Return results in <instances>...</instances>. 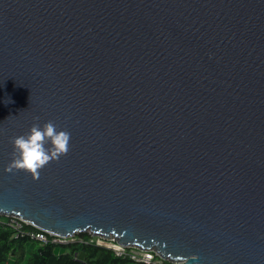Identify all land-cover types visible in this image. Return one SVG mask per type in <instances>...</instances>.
Returning <instances> with one entry per match:
<instances>
[{
  "label": "water",
  "instance_id": "obj_1",
  "mask_svg": "<svg viewBox=\"0 0 264 264\" xmlns=\"http://www.w3.org/2000/svg\"><path fill=\"white\" fill-rule=\"evenodd\" d=\"M49 121L68 154L6 171ZM0 216L264 264V0H0Z\"/></svg>",
  "mask_w": 264,
  "mask_h": 264
},
{
  "label": "trees",
  "instance_id": "obj_2",
  "mask_svg": "<svg viewBox=\"0 0 264 264\" xmlns=\"http://www.w3.org/2000/svg\"><path fill=\"white\" fill-rule=\"evenodd\" d=\"M9 221L8 217H1L0 264H141L121 258L105 246L89 243L90 233H81L79 240L69 244H55L48 235L45 243L24 235L28 229L40 230L26 224V228L16 229Z\"/></svg>",
  "mask_w": 264,
  "mask_h": 264
},
{
  "label": "clouds",
  "instance_id": "obj_3",
  "mask_svg": "<svg viewBox=\"0 0 264 264\" xmlns=\"http://www.w3.org/2000/svg\"><path fill=\"white\" fill-rule=\"evenodd\" d=\"M70 140V132L59 130L52 121L45 123L43 127L38 123L34 124L30 129V133L12 138L11 142L14 146L12 161L6 171L11 173L14 170H25L30 172L34 178L39 179V170L43 169L51 161H58L61 156L68 154ZM47 234L52 235L50 233ZM78 237L79 235L68 238Z\"/></svg>",
  "mask_w": 264,
  "mask_h": 264
},
{
  "label": "built area",
  "instance_id": "obj_4",
  "mask_svg": "<svg viewBox=\"0 0 264 264\" xmlns=\"http://www.w3.org/2000/svg\"><path fill=\"white\" fill-rule=\"evenodd\" d=\"M9 224L16 229H22L26 228L24 224H26L22 219H19L17 217H11L9 219ZM1 222V217H0ZM20 233V232H19ZM17 234L19 236L20 234ZM24 235L30 236L34 239L40 240L42 242L48 243L49 237L47 233L45 232H38L34 229H28L25 230ZM51 236L52 242L55 244H69L70 242H75L77 238H63L58 236ZM79 240V239H78ZM91 244H96L99 246H105L109 249H112L117 256L129 259L135 263H141V264H184V263H172V262H166L162 260L160 257H158L154 252L144 251L136 247H125L120 244H118L114 239H105L102 237H97L92 235V239L90 240Z\"/></svg>",
  "mask_w": 264,
  "mask_h": 264
}]
</instances>
